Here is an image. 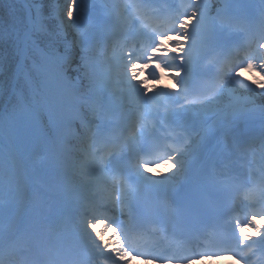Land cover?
I'll return each instance as SVG.
<instances>
[{
    "label": "snow or ice",
    "instance_id": "obj_1",
    "mask_svg": "<svg viewBox=\"0 0 264 264\" xmlns=\"http://www.w3.org/2000/svg\"><path fill=\"white\" fill-rule=\"evenodd\" d=\"M210 260L264 264V0H0V264Z\"/></svg>",
    "mask_w": 264,
    "mask_h": 264
},
{
    "label": "bare ground",
    "instance_id": "obj_2",
    "mask_svg": "<svg viewBox=\"0 0 264 264\" xmlns=\"http://www.w3.org/2000/svg\"><path fill=\"white\" fill-rule=\"evenodd\" d=\"M133 263H134V264H141V262H140V261H138V262H137V261H135V262H133ZM212 263H213V262H212ZM212 263H211V264H212ZM206 264H207V261H206Z\"/></svg>",
    "mask_w": 264,
    "mask_h": 264
},
{
    "label": "clouds",
    "instance_id": "obj_3",
    "mask_svg": "<svg viewBox=\"0 0 264 264\" xmlns=\"http://www.w3.org/2000/svg\"><path fill=\"white\" fill-rule=\"evenodd\" d=\"M153 86H155V85H153ZM200 264H204V262L202 261V262H200ZM233 264H234V262H233Z\"/></svg>",
    "mask_w": 264,
    "mask_h": 264
},
{
    "label": "rangeland",
    "instance_id": "obj_4",
    "mask_svg": "<svg viewBox=\"0 0 264 264\" xmlns=\"http://www.w3.org/2000/svg\"><path fill=\"white\" fill-rule=\"evenodd\" d=\"M133 262H135V261H133ZM134 264V263H133ZM199 264V263H198Z\"/></svg>",
    "mask_w": 264,
    "mask_h": 264
}]
</instances>
